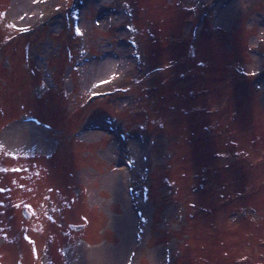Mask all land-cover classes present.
Listing matches in <instances>:
<instances>
[{
  "label": "rangeland",
  "instance_id": "rangeland-1",
  "mask_svg": "<svg viewBox=\"0 0 264 264\" xmlns=\"http://www.w3.org/2000/svg\"><path fill=\"white\" fill-rule=\"evenodd\" d=\"M57 2L0 10L28 26ZM66 11L84 40L55 9L0 47V264H264V0Z\"/></svg>",
  "mask_w": 264,
  "mask_h": 264
},
{
  "label": "trees",
  "instance_id": "trees-1",
  "mask_svg": "<svg viewBox=\"0 0 264 264\" xmlns=\"http://www.w3.org/2000/svg\"><path fill=\"white\" fill-rule=\"evenodd\" d=\"M189 13H190V16H189V18L187 19V21H190V20H193V12L192 11H189ZM196 29V27H193V30H195ZM68 35L71 37V38H75V36H73L72 35V33H71V31H69L68 32ZM195 36L196 35V33H194L193 32V34H191L190 35V37L191 36ZM193 36H192V38H193ZM180 40H184V38H183V36L181 37V39ZM182 78H184V77H182ZM127 91H119L118 93L116 92V94H119V95H121L122 93H126ZM115 95V94H114ZM111 96H113V95H109L108 97H111ZM96 99H94L93 101L92 100H89V102L87 101V99H85L83 102H82V107L83 108H88V107H91V106H93L94 104H96L97 102H99L100 100H103V99H105V97H95ZM92 104V105H91ZM204 178H202V180H203ZM198 185H200V184H198ZM193 186H196V184L194 183V185ZM200 189H202V184L198 187V190H200Z\"/></svg>",
  "mask_w": 264,
  "mask_h": 264
},
{
  "label": "bare ground",
  "instance_id": "bare-ground-1",
  "mask_svg": "<svg viewBox=\"0 0 264 264\" xmlns=\"http://www.w3.org/2000/svg\"><path fill=\"white\" fill-rule=\"evenodd\" d=\"M204 21V20H203ZM203 24V23H202ZM92 105V104H91ZM95 133H97V132H95ZM95 133H92V132H87L86 134H84V136H87V135H93V134H95ZM133 220V219H132ZM134 221V220H133ZM133 230H134V227H133ZM127 256H128V254H126V256H125V260H124V263H125V261H126V259H127Z\"/></svg>",
  "mask_w": 264,
  "mask_h": 264
},
{
  "label": "snow or ice",
  "instance_id": "snow-or-ice-1",
  "mask_svg": "<svg viewBox=\"0 0 264 264\" xmlns=\"http://www.w3.org/2000/svg\"><path fill=\"white\" fill-rule=\"evenodd\" d=\"M77 31H79V29H77Z\"/></svg>",
  "mask_w": 264,
  "mask_h": 264
}]
</instances>
